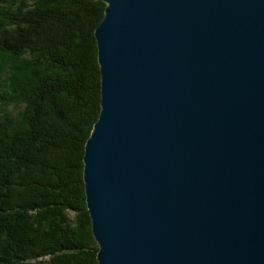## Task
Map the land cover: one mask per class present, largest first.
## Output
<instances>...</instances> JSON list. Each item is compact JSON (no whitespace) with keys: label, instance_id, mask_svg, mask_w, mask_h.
<instances>
[{"label":"water","instance_id":"1","mask_svg":"<svg viewBox=\"0 0 264 264\" xmlns=\"http://www.w3.org/2000/svg\"><path fill=\"white\" fill-rule=\"evenodd\" d=\"M96 1L97 264H264V0Z\"/></svg>","mask_w":264,"mask_h":264},{"label":"trees","instance_id":"2","mask_svg":"<svg viewBox=\"0 0 264 264\" xmlns=\"http://www.w3.org/2000/svg\"><path fill=\"white\" fill-rule=\"evenodd\" d=\"M96 0H0V264H97L82 182Z\"/></svg>","mask_w":264,"mask_h":264}]
</instances>
